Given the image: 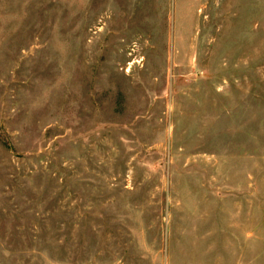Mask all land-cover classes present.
<instances>
[{"label": "rangeland", "instance_id": "1", "mask_svg": "<svg viewBox=\"0 0 264 264\" xmlns=\"http://www.w3.org/2000/svg\"><path fill=\"white\" fill-rule=\"evenodd\" d=\"M0 264H264V0H0Z\"/></svg>", "mask_w": 264, "mask_h": 264}]
</instances>
